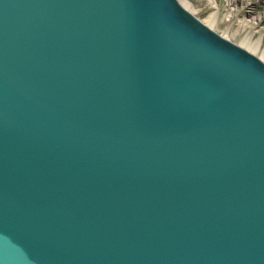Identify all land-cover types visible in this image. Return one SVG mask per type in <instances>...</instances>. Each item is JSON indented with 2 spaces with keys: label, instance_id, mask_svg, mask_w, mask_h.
Returning a JSON list of instances; mask_svg holds the SVG:
<instances>
[{
  "label": "water",
  "instance_id": "water-1",
  "mask_svg": "<svg viewBox=\"0 0 264 264\" xmlns=\"http://www.w3.org/2000/svg\"><path fill=\"white\" fill-rule=\"evenodd\" d=\"M0 264H264V61L182 0H0Z\"/></svg>",
  "mask_w": 264,
  "mask_h": 264
},
{
  "label": "rangeland",
  "instance_id": "rangeland-1",
  "mask_svg": "<svg viewBox=\"0 0 264 264\" xmlns=\"http://www.w3.org/2000/svg\"><path fill=\"white\" fill-rule=\"evenodd\" d=\"M187 5L202 19L217 10L215 30L225 33L237 44L248 33L254 38H261L260 49L258 47L253 51L261 55L264 46V0H187Z\"/></svg>",
  "mask_w": 264,
  "mask_h": 264
},
{
  "label": "bare ground",
  "instance_id": "bare-ground-1",
  "mask_svg": "<svg viewBox=\"0 0 264 264\" xmlns=\"http://www.w3.org/2000/svg\"><path fill=\"white\" fill-rule=\"evenodd\" d=\"M182 2L186 5H187V0H182ZM191 11V10H190ZM192 12V11H191ZM193 14H195L194 12H192ZM196 15V14H195ZM198 17V16H197ZM217 18H218V11L217 10H214L211 14H209L205 19H202L200 18V20L205 23L207 26H209L210 28H212L213 30H215L214 28V23L217 21ZM216 31V30H215ZM217 32V31H216ZM223 37L231 40L225 33H220ZM232 41V40H231ZM261 38H254L252 36L251 33H248L247 35H245L242 39H241V42L238 44L242 47H244L245 49H247L249 52L255 54L254 50L256 48L259 47L260 49V46L262 44L261 42ZM258 49V51H259ZM254 51V52H253ZM257 55V54H255ZM259 58H261L263 61H264V46L262 47V50H261V55H257Z\"/></svg>",
  "mask_w": 264,
  "mask_h": 264
}]
</instances>
